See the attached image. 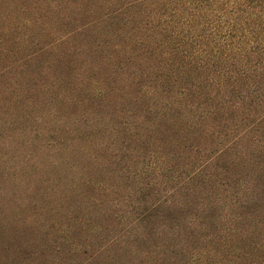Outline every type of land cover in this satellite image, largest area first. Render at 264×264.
Here are the masks:
<instances>
[{
	"label": "trees",
	"instance_id": "obj_1",
	"mask_svg": "<svg viewBox=\"0 0 264 264\" xmlns=\"http://www.w3.org/2000/svg\"><path fill=\"white\" fill-rule=\"evenodd\" d=\"M0 184L70 263L264 264V0H0Z\"/></svg>",
	"mask_w": 264,
	"mask_h": 264
},
{
	"label": "rangeland",
	"instance_id": "obj_2",
	"mask_svg": "<svg viewBox=\"0 0 264 264\" xmlns=\"http://www.w3.org/2000/svg\"><path fill=\"white\" fill-rule=\"evenodd\" d=\"M16 194L8 200L9 205H0L6 207H0V227L4 226L0 228V264H75L68 262L69 257L64 259L67 247L62 238L67 227L75 226L67 225L63 218L64 213L71 211L60 206L59 201L41 205L26 199L23 202L22 193ZM18 196L21 199L17 201ZM108 257L110 252H105L89 264H140L138 260L130 262L124 254H119L117 260Z\"/></svg>",
	"mask_w": 264,
	"mask_h": 264
}]
</instances>
